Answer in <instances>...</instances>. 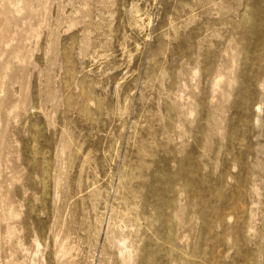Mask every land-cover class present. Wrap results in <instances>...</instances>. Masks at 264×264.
Instances as JSON below:
<instances>
[{
	"label": "rangeland",
	"instance_id": "374dc122",
	"mask_svg": "<svg viewBox=\"0 0 264 264\" xmlns=\"http://www.w3.org/2000/svg\"><path fill=\"white\" fill-rule=\"evenodd\" d=\"M113 239L264 264V0H0V264Z\"/></svg>",
	"mask_w": 264,
	"mask_h": 264
},
{
	"label": "bare ground",
	"instance_id": "6f19581e",
	"mask_svg": "<svg viewBox=\"0 0 264 264\" xmlns=\"http://www.w3.org/2000/svg\"><path fill=\"white\" fill-rule=\"evenodd\" d=\"M7 5V4H6ZM7 7V6H6ZM28 15V14H27ZM7 27H8V25H7ZM4 32V31H3ZM18 42H20V41H18ZM22 43H24V42H22ZM16 51V50H15ZM233 59V58H232ZM231 59V60H232ZM233 64V63H232ZM235 65V64H234ZM232 67V66H231ZM4 68V67H3ZM225 69H227V68H225ZM230 69V68H229ZM231 70V69H230ZM7 71V70H6ZM3 72V71H2ZM220 72V71H219ZM225 73V72H224ZM231 76V75H230ZM5 77V76H4ZM227 78V77H226ZM230 79V78H229ZM231 82V81H230ZM17 104V107H20V106H22L24 103L22 102V101H19V102H17L16 103ZM22 104V105H21ZM216 131V130H215ZM119 226H121V225H119ZM106 233L107 234H111L112 233V228H111V226L110 225H107L106 226ZM9 236V235H8ZM104 246V245H103ZM127 246V245H126ZM125 246V247H126ZM116 247V240L115 239H113L112 240V242H111V247H110V249L113 251V250H115V252H116V256H117V264H128V263H132V258H131V250H129V249H127V247H126V251L124 250H122V249H119V248H115ZM122 247V246H121ZM110 250V251H111ZM103 255L105 254V255H107L110 259L111 258H113V256H114V254H112V253H109L108 251H105V252H103L102 253ZM102 255V256H103ZM42 257V256H41ZM10 258H12V255L10 254V253H6L5 255H4V257H3V264H11V262H10ZM40 259V258H39ZM72 260V259H71ZM42 261V260H41Z\"/></svg>",
	"mask_w": 264,
	"mask_h": 264
}]
</instances>
